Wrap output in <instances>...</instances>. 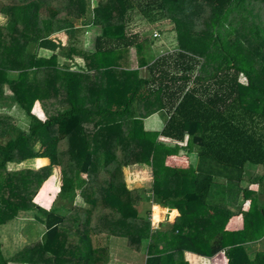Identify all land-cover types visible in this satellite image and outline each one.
<instances>
[{
    "label": "trees",
    "instance_id": "trees-1",
    "mask_svg": "<svg viewBox=\"0 0 264 264\" xmlns=\"http://www.w3.org/2000/svg\"><path fill=\"white\" fill-rule=\"evenodd\" d=\"M0 17V100L29 120L19 128L0 113V228L21 219L25 241L6 253L0 242V264H110L111 237L126 239L142 264H188L184 252L264 264V250L250 258L244 249L264 242V0H0ZM166 18L178 50L140 77L127 55L148 49L149 38L134 29ZM36 102L46 120L31 114ZM158 106L170 116L159 133L145 132L141 119ZM158 135L186 136L184 149L208 159L207 171L165 168L178 150ZM36 158L49 164L7 169ZM136 163L152 165L150 199L126 186L123 169ZM54 168L60 190L46 209L36 195L50 189ZM227 187L233 196L221 203ZM150 201L178 211L169 231L152 233ZM155 208L154 223L166 212Z\"/></svg>",
    "mask_w": 264,
    "mask_h": 264
},
{
    "label": "rangeland",
    "instance_id": "rangeland-1",
    "mask_svg": "<svg viewBox=\"0 0 264 264\" xmlns=\"http://www.w3.org/2000/svg\"><path fill=\"white\" fill-rule=\"evenodd\" d=\"M191 3H193V1ZM181 5H183V4H181ZM206 13L210 16V19L212 20V18L220 17L222 15L223 11L217 8L213 12L207 11ZM137 17H138V19H143V18H141V16L137 15ZM165 20L170 21L172 24L170 25L168 23V25H164V23H165L164 21ZM3 22H4L3 18L0 17V23H3ZM143 22H146V20H144ZM174 24L175 23H173V21H171L168 18L159 19V21L155 22L153 25L151 23H145V27L146 28L149 27L150 29L153 28L155 30H161L162 33H166L167 31L174 32L173 33L174 37L173 36L171 37L169 32H167L168 34H165V36H163V38H164L163 41L165 43H167L166 46H164V45L162 46V44H160L159 46H156L154 48V50L156 51L157 59L160 62H162V61L163 62H167V63L171 62L172 59L168 55L173 56V54L176 53L175 51L178 50V48H176L177 47V43H176L177 42V38H176L177 37V32L176 31H172V29L174 27ZM139 27H141V26H139ZM168 27H170L171 29L167 30ZM175 34H176V37H175ZM175 48H176V50H175ZM166 51H170V52H168L166 54ZM141 53L142 52L139 53L140 54L139 56H138V54L136 56L134 53L132 55H127V57H128L127 58V61H128L127 68L128 67H136L137 66L140 57L143 59V57L141 56ZM38 54L43 56V57H46V56H48L50 54V52H49V50H42V51L40 50L38 52ZM148 58H151V56H148ZM75 59H76V61H75ZM74 61H75V63L73 62L70 65L71 66L70 67L71 71H77L78 68H79V64L81 63V60L79 58H77L76 56L74 57ZM161 68H162V64H161ZM215 68L216 67H214V69ZM162 69H164V70L167 69V64L166 63L164 64ZM173 72H175L176 74H179V71H177V68H175V70ZM197 73H198L197 69L195 68V71L193 72V76L197 75ZM138 75L142 76L143 73H140L138 71ZM145 75H146V73H145ZM143 77H144V75H143ZM239 82L243 84V83L246 82V80H245L244 77H239ZM3 104L7 105V104H10V103L2 102V100H0V113H5L7 111V112H10V114H11L12 112H14L12 109L9 110ZM56 108H58L60 110L64 109V108H61L60 105H56V106L52 107L51 110L54 111ZM32 113L34 115H37L41 120H46V118L48 117V112H46L45 108L39 102L38 103L37 102L34 103V105L32 106L31 114ZM49 113H50V111H49ZM12 115L16 118V119L14 118L15 119L14 122L16 123V125L19 128L20 127L24 128V129L27 128V126L29 125V120L26 118L25 115H23L22 113L20 114L18 112H15ZM142 129H143V125H142ZM151 133H153V132H151ZM0 137H1V135H0ZM0 140H1V142H5L7 140V137H2V138H0ZM157 142L158 143H163V145H165V148H168V149H174V148H182L183 149L184 145H185L184 144L185 143L184 140L176 141V140H172L170 138L162 137L161 135L157 136ZM175 151H176V149H175ZM181 154H182V150H180L175 156H172V155H170L169 157L166 156L165 157L166 161L164 160V167L167 168V169H171L172 167L173 168L175 167L174 164H177L178 166H182L184 164L185 160L184 159L180 160V156L179 155H181ZM196 156H197V159L199 161L198 155H196ZM191 158H193V157H191ZM205 160H206V162L201 163V161H199L198 164L196 165V167H197L200 164L201 165L200 170L204 171V172L207 171V167H208V165H207L208 164V161H207L208 159H205ZM172 163H174V164H172ZM138 164L139 163H136V164L130 165V166H128V167L123 169V175H124L125 182L126 181L129 182L130 183L129 185L137 184L136 186H138V184H142V187L139 188V189H141V190H146L147 189L146 191L151 196L152 191H151V189H149V187H147L148 185L146 183H150L149 184L150 187L152 186V183H153V175H152L153 168H152V165H147V164L145 165V164L140 163L139 166H134V165H138ZM35 165H37V164H35ZM35 165H34V162H29V163H25L24 165L21 164L19 166H16L15 168H17V169L24 168V167L25 168L26 167H31L32 168L33 166L36 167ZM131 166H133V167H131ZM8 167L9 168H13L10 165ZM129 167H131V168H129ZM213 168L214 167L212 166L211 170H213ZM250 171L255 173L256 176H260V175L263 174V169L261 167H257V166L254 167V165H251ZM49 178H53L52 183L50 185V188L52 190L53 196L51 197V200L43 201V202L46 203V205H44V206L42 205V207H44V208L45 207L49 208L50 206L53 205V202H55L56 195H57V193L60 190V183H61L60 170L58 168L57 169L54 168L52 173H51V176ZM148 178H149V180H147ZM223 178H224L223 176H220V177L219 176H215L214 177V182L215 183L223 182L222 180H220V179H223ZM54 189L56 190V192H54ZM46 191H49V190L47 189ZM235 191L237 192L236 188H235ZM230 192H232V191H231V189L228 188L227 191L224 194H222V195H220L218 197V198H222L221 201H220L221 203H224L223 200L227 201L229 198H232L233 195ZM42 194H46V192L44 191ZM211 199H213V198H210L209 201ZM36 201L37 202L40 201L39 197H38V199ZM237 203H238V201H237ZM144 204L145 205H149V204H146V203H144ZM145 205H144V210L147 209V207ZM168 210H166L165 215L162 217V219H161L162 221L154 223V221H152V219H153V216L155 214V211L157 212V208H155V206L152 207V210L150 208V223H151L152 233L155 232V231H169L171 229V225L174 222V219L178 215H176V216H174L172 218V217H170L171 216V214H170L171 212L168 213ZM29 216L30 217H28V218L35 219V216H33V213L29 214ZM20 220L19 219H14L13 220V226H11V228H9L7 225H4V226L1 227V229H0V239H1V251H2V253H6V251L12 252V251H14L16 249V244H19V246L21 247L25 243V241L21 240L19 237H15V230H16V228L19 227V223H21ZM1 230L3 231V233H1ZM43 234H44V231L41 230L39 236L42 237ZM126 243H127V240L124 239V238L111 237V239L109 240V249H110V257H111L110 264H142V258L143 257L141 258L138 255H134V253H132L127 248ZM161 245H164V244L160 243L159 246H161ZM244 249L247 252L248 256L250 258H253L257 251H263L264 250V242L262 240H258L257 243L255 242L253 244H246V245H244ZM214 258L215 259L213 260V262L212 261L209 262L210 264H228L227 263V259L225 258V256H222L221 254L215 256ZM188 259H187L188 263L195 264L193 258L189 257ZM202 264H205V261Z\"/></svg>",
    "mask_w": 264,
    "mask_h": 264
},
{
    "label": "crops",
    "instance_id": "crops-1",
    "mask_svg": "<svg viewBox=\"0 0 264 264\" xmlns=\"http://www.w3.org/2000/svg\"><path fill=\"white\" fill-rule=\"evenodd\" d=\"M165 23H164V25H168V23L171 25L172 23L170 22V21H168V20H165L164 21ZM139 24H142V25H140L141 27H138V28H135L134 30L135 31H138V32H140L141 34L143 33L145 36H147L148 38H149V48L147 49V48H145L143 51H141L142 53H141V56L143 57V59L142 60H144V62H146V64H144L142 67H138V66H136V67H128L127 69H129V70H138L140 73H143V75H144V78H147V77H149V75H150V71L148 70V66L153 62V61H155L156 59H157V55H156V51L154 50V48L156 47V46H159L160 44H162V46L164 45V46H166V44L167 43H165L164 41H163V36H165V34H168L167 32H169V34H170V36L172 37H174V35H173V33L174 32H171V31H167L166 33H162L161 32V30H155V29H153V28H149V27H145V24L144 23H142V22H140ZM153 25V24H152ZM171 28L170 27H168V29L167 30H170ZM172 31H173V29H172ZM160 32V33H159ZM171 32V33H170ZM154 33H156L158 36L157 37H153V34ZM172 34V35H171ZM175 37H176V34H175ZM177 38V37H176ZM177 43V47L176 48H178V41L176 42ZM176 48H175V50H176ZM177 51V50H176ZM168 52H170V51H166V54L168 53ZM135 54L136 56H137V54H138V56L140 55L139 53H137L136 52V50L133 48V49H130L129 50V55H132V54ZM144 56H143V55ZM146 56H151V57H153L152 59H145L146 58ZM160 56V55H159ZM159 65V64H158ZM125 69V68H124ZM145 73H146V75H145ZM143 75L142 76H140V77H143ZM147 76V77H146ZM4 105V104H3ZM4 106H6V105H4ZM7 107V106H6ZM156 107V106H155ZM8 108V107H7ZM9 110H13L14 112H12L11 113V115L12 114H14L15 112H18L17 110H15L16 108L15 107H11V108H8ZM150 110V108H148L146 105H145V107L143 108V110H139L140 112H142V113H146L147 111H149ZM5 113H8V114H10V112H5ZM19 113V112H18ZM13 116V115H12ZM169 116H170V113H169V110H168V107H164L163 109H159V106L157 107V108H155V110H154V112L153 113H151V114H148V115H146V116H144L142 119H141V121H142V125H143V130L145 131V132H153V133H155V132H160L161 130H162V128L164 127V125H165V122H166V120L169 118ZM14 117V116H13ZM15 118V117H14ZM166 138V137H165ZM186 136L184 137V142L186 143ZM185 146V145H184ZM178 150V152L180 151V150H182V154L181 155H179L180 156V159L182 160V159H184L185 160V162H184V164L182 165L184 168H187V167H191V168H194L195 169V167H196V165L198 164V159H197V154L196 153H194V152H188L186 149H182V148H174V149H172V150ZM177 152V153H178ZM172 156H175V155H172ZM169 157V156H168ZM191 157H193V158H191ZM40 160H42L43 162H44V165L43 166H46V165H48L49 164V161H48V159L47 158H36V159H28V160H25V161H23L22 163H20V164H18V165H15V164H8L7 165V169L8 170H20V169H38V168H41V167H43V166H41V167H38L37 165H35L36 164V162L37 161H40ZM166 161V160H165ZM29 162H34V165L36 166V167H24V168H20V169H17V168H15L16 166H19V165H21V164H25V163H29ZM172 164H174V163H172ZM12 166L13 168H9L8 166ZM146 165V164H145ZM174 165H177V164H174ZM134 166H139V164L138 165H134ZM131 167H133V166H131ZM131 167H129V168H131ZM181 167V166H180ZM182 167V168H183ZM257 167H260V166H257ZM128 168V169H129ZM57 169V168H56ZM59 169V168H58ZM147 180H149V178L147 179ZM127 182V181H126ZM149 182V181H148ZM127 185V187L129 188V189H139V188H141L142 187V184H138V186H136L137 184H132V185H129L130 183L129 182H127L126 183ZM148 186L147 187H149V189H151V187H150V183H146ZM42 188V187H41ZM148 189V190H149ZM253 189H256V187L255 186H253ZM41 190V189H40ZM40 190H39V192H40ZM49 191H46V194H43V195H41V197H40V201L38 202V203H40V205L42 206H44V205H46V203L45 202H43V201H49V200H51V197L53 196V193H52V190H51V188L50 189H48ZM147 190V189H146ZM146 195L148 196V198L150 199V197L152 196V194H151V196L149 195V193L147 192L146 193ZM38 197H39V193L36 195V200L38 199ZM37 202V201H36ZM147 204V203H146ZM150 205V208H151V210H152V207H157L158 205H156V204H153V203H151V201H150V203H149ZM159 208H161V209H165V210H168V208H162V207H160V206H158ZM46 209H48L47 207H45ZM50 208V207H49ZM248 208V205H246L245 206V208H244V210L245 209H247ZM173 211H176L177 213V215H179V213H178V211L176 210V209H172V210H168V213L169 212H173ZM167 215V214H166ZM20 221H22V220H20ZM15 222V221H14ZM9 228H11V226H13V222L12 223H10V224H8L7 225ZM234 227L235 228H239L240 227V225H239V223H236L235 225H234ZM1 229V228H0ZM1 233H3V231L1 230ZM15 237H19L21 240H23L22 239V237L20 236V233H19V229L18 228H16V230H15ZM24 241V240H23ZM0 242H1V239H0ZM257 243V242H256ZM19 244H16V246H18ZM219 255V254H218ZM221 255L222 256H224L222 253H221ZM184 259H185V261L188 263V258L189 257H191V258H193L194 259V263L195 264H202L204 261H205V264H210L209 262L210 261H212L213 262V260L215 259L214 257L213 258H204V257H199V256H197V255H195V254H192V253H189V252H184ZM217 256V255H216ZM188 259V260H187ZM188 264H191V263H188Z\"/></svg>",
    "mask_w": 264,
    "mask_h": 264
},
{
    "label": "built area",
    "instance_id": "built-area-1",
    "mask_svg": "<svg viewBox=\"0 0 264 264\" xmlns=\"http://www.w3.org/2000/svg\"><path fill=\"white\" fill-rule=\"evenodd\" d=\"M157 36H158V35H157L156 33L153 34V37H154V38L157 37Z\"/></svg>",
    "mask_w": 264,
    "mask_h": 264
}]
</instances>
